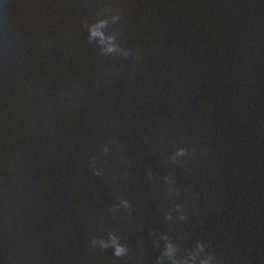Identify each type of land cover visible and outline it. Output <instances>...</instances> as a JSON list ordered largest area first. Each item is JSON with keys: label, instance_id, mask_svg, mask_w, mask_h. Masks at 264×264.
Wrapping results in <instances>:
<instances>
[{"label": "water", "instance_id": "obj_1", "mask_svg": "<svg viewBox=\"0 0 264 264\" xmlns=\"http://www.w3.org/2000/svg\"><path fill=\"white\" fill-rule=\"evenodd\" d=\"M109 230L127 256L88 247ZM165 234L264 264V0H0V264H157Z\"/></svg>", "mask_w": 264, "mask_h": 264}, {"label": "clouds", "instance_id": "obj_2", "mask_svg": "<svg viewBox=\"0 0 264 264\" xmlns=\"http://www.w3.org/2000/svg\"><path fill=\"white\" fill-rule=\"evenodd\" d=\"M120 20L121 16L119 14L111 17L112 24H115ZM109 23V19L104 18H99L91 24L85 23V27L88 29L89 43L97 45L99 47L100 55L102 56H114L127 59L133 55H137V58L139 59L138 54L134 53L133 49H127L120 44L119 34L116 31H106V29H109ZM103 79V77L98 78L97 86L100 85ZM112 143L113 142L110 141L108 144H105L99 155L103 156L110 153L112 150ZM116 147L122 151V147L119 144H117ZM196 152L197 149L195 147L190 149L189 147L181 146L172 152L168 159L172 164H179L182 162V158L186 159L190 155H195ZM98 158V156L92 157L90 167H92L96 176H102V170L97 167ZM148 178L149 180L153 178V173L151 171L148 173ZM164 180L169 186V194L179 197L180 191L176 187L175 178L172 175H168L164 177ZM120 208L128 210L129 214H131L133 211L132 202L121 197L119 203L113 205L111 211L115 213ZM174 210L179 213V220L188 219L183 204H175ZM165 219L168 221L173 220L172 211L168 212ZM163 240L165 241V245L162 254L158 257L157 264H166V261L168 264H218L215 253L207 251V245L203 241L197 243L195 250H189L186 255H181L179 246L174 243L170 236L165 234ZM88 247H98L104 250L111 248L113 250V256L118 258L127 256L130 251L129 246L122 242V238L116 232L111 230L108 231L107 238L92 237L88 243Z\"/></svg>", "mask_w": 264, "mask_h": 264}]
</instances>
